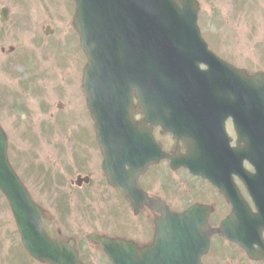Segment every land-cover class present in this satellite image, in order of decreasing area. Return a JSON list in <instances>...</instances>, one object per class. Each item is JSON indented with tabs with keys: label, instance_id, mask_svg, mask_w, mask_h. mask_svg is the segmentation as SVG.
<instances>
[{
	"label": "water",
	"instance_id": "obj_1",
	"mask_svg": "<svg viewBox=\"0 0 264 264\" xmlns=\"http://www.w3.org/2000/svg\"><path fill=\"white\" fill-rule=\"evenodd\" d=\"M76 3L74 25L89 57L83 89L106 153L104 168L109 178L134 199L140 191L139 174L163 157L171 158L175 167L187 166L206 175L216 163L210 159V148L194 131L197 120L205 111H226L234 118L239 142H244L237 150L239 164L246 158L257 170L244 179L259 212L250 213L247 222H240L241 214L239 219L234 215L239 222H225L224 234L240 243L252 258L264 260V73L249 75L209 49L198 25L197 0ZM3 13L7 14L5 9ZM134 89L145 122L171 128L178 138L193 137L188 154L164 155L151 130L132 122ZM2 136L0 132V189L10 201L26 247L33 256L52 264H82L72 246L46 235L41 226L42 209L8 162ZM233 203L236 210L251 212L237 194ZM161 212L154 246L143 250L141 257L133 254L132 259L112 253L114 264H202L201 257L210 245L204 208L195 205L182 214ZM100 240L108 246L107 240ZM110 243L116 247L118 242ZM255 243L262 251L256 250Z\"/></svg>",
	"mask_w": 264,
	"mask_h": 264
},
{
	"label": "flooded vegetation",
	"instance_id": "obj_2",
	"mask_svg": "<svg viewBox=\"0 0 264 264\" xmlns=\"http://www.w3.org/2000/svg\"><path fill=\"white\" fill-rule=\"evenodd\" d=\"M6 18L9 20L7 22L9 24L12 17ZM1 20L2 17H0V22ZM136 103L137 99L135 98ZM86 113L87 117L80 113L81 124L78 128L81 131L79 132L80 139L84 138L82 129H89V132H86V138L89 141L86 143L83 141L73 142L69 144L70 146L64 144L65 147L50 149L49 155L59 156L61 152L73 154L71 163L64 167L67 169L63 168L62 180L68 179L65 176V172L68 170L74 172L75 177L69 179L68 190L64 188L61 191L64 194L71 193L72 196L77 193V196L84 201L80 204V200L77 199L79 204L91 213H95L96 218L89 228L81 231L75 223L62 222L63 216H73L72 209L63 211L60 206L61 211L54 217L44 208L43 214L44 227L48 234L60 241L73 244L85 264H111L105 246L94 241L91 238L92 234L111 240L130 241L136 245L139 252L154 243L157 232L156 221L162 215V212L159 211V204L173 212H181L194 203H202L210 209L209 224L214 229L218 228L233 210V204L223 193L224 191L233 194L235 188L240 189L244 198L255 210L254 203L236 171L237 157L233 148L238 147V136L231 118L225 121V129L222 127L211 129L201 137L205 146L210 148V159L216 163V167L212 169V175L220 181V185L224 186L223 189L206 177L192 174L187 168L173 170L172 161L166 158L158 164L150 166L145 173L140 175L138 183L142 189V196L139 198V206H136L123 188L111 184L108 180L102 168L103 152L99 144L93 142L94 121L89 110H86ZM132 115L133 122L142 123L144 119L142 110L136 109ZM0 125L6 133L8 157L13 164L19 155L16 154L17 149L24 148L25 159L33 155L30 150L25 148L30 143V131L23 125L19 132L23 141L16 138L14 110L11 109L10 103L3 99H0ZM153 134L162 149L172 155L188 154V143L194 140L191 136L178 138L158 126L153 128ZM21 155L19 156L21 157ZM95 162H98L99 165H95ZM243 166L247 170L254 171L246 160ZM52 167L54 165L50 168ZM56 167L57 164H55ZM30 172L31 169L25 168L22 178L31 193L34 196L44 194L46 191L43 189L42 180H36L37 176ZM35 185L40 189H33L36 188ZM89 185H93V189L90 191ZM77 196L76 198H78ZM96 197H98V201L94 200ZM72 202L74 203L75 200L73 199ZM100 216H103L102 221L98 220ZM203 263L264 264L262 261L251 259L241 246L217 233L212 237L210 250L203 257ZM0 264H46L34 259L26 251L14 215L1 191Z\"/></svg>",
	"mask_w": 264,
	"mask_h": 264
},
{
	"label": "rangeland",
	"instance_id": "obj_3",
	"mask_svg": "<svg viewBox=\"0 0 264 264\" xmlns=\"http://www.w3.org/2000/svg\"><path fill=\"white\" fill-rule=\"evenodd\" d=\"M199 2V24L212 49L224 57L228 56L238 66L248 68L250 73L264 71V0ZM3 6L10 9L12 20L9 24L0 22V97H7L15 102L14 128L16 138L20 141L23 139L19 136V121L29 122L28 125L23 123L29 129L31 137L29 150L33 155L28 157L33 162L38 161L39 165L33 163L30 167L27 164L30 158L26 162L24 148L16 150V154H22L21 157H16V163L20 172L29 168L30 173L37 176L36 180H42L38 176L40 175L48 182L44 187L46 194L39 195L38 199L55 217L58 214L54 213V209L59 201L71 205V198L61 191L64 188L68 190L69 184L66 182L65 185L63 181V186L62 178L58 177L60 174L53 176V170H48L55 164L59 169L64 168L69 161L66 153L61 152L59 156L49 155V149L54 144L60 148V143L67 141V135H70L72 141H76L81 132H77L79 124L76 119L81 114L88 116L86 109L84 110L85 95L81 90L82 71L87 58L73 26L76 4L74 0H0V12ZM47 26L54 33L46 35ZM33 31L37 32L38 39L32 34ZM45 36V43H42ZM11 46L16 48L14 53H2V47L8 52ZM18 57L20 60L10 65ZM59 103L64 105L62 110L58 107ZM27 104L32 108H23ZM52 112L56 113L58 121H51ZM36 117H39L38 123L32 121ZM40 127L43 128L42 132ZM82 132L84 138L79 142L86 143L89 141L86 138L89 129H82ZM95 165L99 163L95 162ZM73 173L68 170L65 176L71 178L75 174ZM35 187L33 189H40L39 186ZM88 188L90 191L93 185ZM73 196L76 197L77 193ZM77 197L80 204L84 203ZM94 200L98 201V197ZM64 209L62 205V210ZM80 209V215L76 214L78 209L75 207L74 215L63 216L62 222L75 223L81 231L89 228L96 214L87 208Z\"/></svg>",
	"mask_w": 264,
	"mask_h": 264
}]
</instances>
